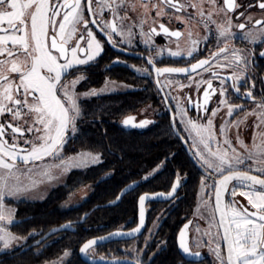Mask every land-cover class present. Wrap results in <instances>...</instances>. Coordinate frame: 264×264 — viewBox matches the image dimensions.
<instances>
[{
  "label": "snow or ice",
  "instance_id": "snow-or-ice-1",
  "mask_svg": "<svg viewBox=\"0 0 264 264\" xmlns=\"http://www.w3.org/2000/svg\"><path fill=\"white\" fill-rule=\"evenodd\" d=\"M205 4H208L210 9H205ZM137 5L140 8V15L137 17L139 24L133 23L125 33L123 23L130 19L129 11H137ZM240 7L242 5L236 3V0H224L222 6L218 4V0H0V242L3 243L4 249L18 240L26 239L17 237L9 231L7 225L13 223L14 211L7 209L3 201L6 189L7 194H13L26 191L27 188L22 189L18 185L9 188L8 181L13 178L19 181L17 174L21 173L19 167L21 163L25 166L30 163L34 165L36 161L43 160L45 157L58 156L66 142L69 129L73 133L76 131L75 121L80 115V107L77 103L79 95L74 89L86 77L79 76L66 84L62 82V76L78 65L89 64L103 51L101 42L89 24L95 25L113 46H115L113 34L130 38L133 35V27L138 26L141 29V35L145 37L146 44L151 42L153 35H159L162 32L166 36L176 38L177 50H169V55L180 56L186 51L188 56H192L197 50L198 41L192 39L191 31L187 33L191 47L184 50L179 44L184 34L179 30L170 31L164 23H159L160 32L156 27H150L148 32L143 31L149 19L156 24L159 18L164 16H168L169 21L175 16L177 20L187 25L194 19L193 13L188 12V9H192L206 28L209 22L215 23L212 20L214 14L222 12L225 15V22L216 25L218 39L222 38L225 41L224 46L218 47V51L211 53L210 58L201 59L191 64L189 68H155V72L159 77L165 73L189 74L199 69L209 71L210 79L195 82L197 91L201 85H207L203 91V104H196L198 109L203 107L205 111L211 97L218 91L213 87V80L220 79L219 94L225 98L221 99L217 108L212 110L207 123L198 124L188 121L199 137L204 152H207V155L204 152L196 153L202 165L220 174V178L211 186L215 202L207 217L208 228L203 234L210 237L209 246L215 243L212 251L218 264H264V130L254 133L251 146L246 145L237 133L236 142L246 150V156L236 151L228 136L230 128L238 129L249 115L257 117L258 123L255 127L261 129L264 125V97L256 103L259 111L253 109L252 112L246 113L244 119L234 122L226 120L220 126L222 144L227 145V148L223 147L217 139L213 122L221 105L227 108L228 116H232L237 109L242 108L241 105L229 103L226 98L227 89L223 85L230 79L233 81L232 89L239 93L241 81L246 84L244 71L233 72L230 77L224 78H220L219 72L215 71V68H228L234 65H243L244 70L247 69L249 61L247 57L241 55V50L233 48L230 53L231 59H229L227 47V41L234 36L231 31L233 24L230 13ZM251 7L264 10V0H257L255 5H247V8ZM85 9L89 16L93 17L92 19L85 17ZM106 9L111 15V20L104 18L103 13ZM153 11L156 13L155 17L151 15ZM121 12L124 14L121 15ZM180 13L185 15H177ZM244 15V12H240L237 19ZM246 19L251 22L253 18L249 15ZM255 23L264 25V20H257ZM236 27L243 30L245 24L241 23ZM243 39L253 44L261 42L264 40V27L257 33H244ZM54 51L57 54H53ZM163 52L164 49H159L157 55H162ZM81 54L84 58H81ZM221 55L224 57L223 63L218 60ZM260 55L264 56V52ZM213 61H217L215 65L212 64ZM148 63L154 64V58H148ZM189 79L194 78L189 76ZM191 86V83L180 85L181 88ZM253 87H255L254 84ZM107 88L106 82L105 89ZM105 89H101L100 92ZM61 92L62 97L58 95ZM98 94L99 92L93 89L82 95ZM244 96L256 101L251 90L244 93ZM6 115L10 119L4 120ZM134 119V117H127L123 120V124L145 127L150 123L144 120L136 124ZM26 133L30 134V138L26 136ZM21 140L23 146L20 143ZM211 142L216 143L215 150ZM76 160L77 158H69V161H63L64 170L67 171L70 167L87 166L88 163H99L100 157L98 154L81 153L78 162H74ZM246 160L252 161V164L246 165V168L242 170L239 166L245 165ZM55 167H61V165H55ZM28 171L31 172L32 169L29 168ZM43 175H49L47 169ZM179 183L178 176L169 195L175 193ZM201 185L203 189V180ZM237 195L244 197L248 206L240 204L236 200ZM225 196L231 199L226 200ZM153 198L155 197L148 194L139 197L140 226L133 232L141 230L145 219V202ZM202 205L207 209L210 201H202ZM249 206L252 210H249ZM197 213L200 214L199 208ZM200 215L202 219L205 218L203 214ZM188 228L189 224H185L179 233V247L185 254L198 257L201 255L200 252L190 251L187 241ZM213 228L217 229L215 237H219L226 244V255L219 241L213 236ZM197 231L199 232L200 229L197 228ZM132 234L116 232L111 235ZM102 239H108V237ZM96 245L98 240H89L83 244L80 252L87 255L88 250ZM68 255V252L64 253L65 257ZM62 259L53 264H62Z\"/></svg>",
  "mask_w": 264,
  "mask_h": 264
},
{
  "label": "flooded vegetation",
  "instance_id": "flooded-vegetation-1",
  "mask_svg": "<svg viewBox=\"0 0 264 264\" xmlns=\"http://www.w3.org/2000/svg\"><path fill=\"white\" fill-rule=\"evenodd\" d=\"M224 0H218L219 5H223ZM236 3L242 5L234 12L230 13L232 18L233 27L231 29L234 36L227 41V47L229 49V59H231V50L233 48L241 50V55L248 58L247 69L244 70L243 65L232 66L228 68H215V71L219 72L220 78L230 77L233 72L240 73L244 71L246 84L241 81L240 92L236 93L231 84L232 80H226L223 87L227 89L226 98L229 103L233 105H241L242 108L237 109L232 116L227 115V108L220 106V110L213 118L214 131L217 133V139L221 142V145L227 148V145H223V137L220 135V126L227 120L234 122L244 119L246 113L252 112L253 109L259 111L256 108V103L264 97V56L260 53L264 52V40L255 44L243 39V35L246 32L257 33L264 25H257L255 21L264 20V10L258 7L247 8L248 4L255 5L257 0H236ZM95 7V4L93 5ZM205 9H210L208 4H205ZM189 13H193L194 19L189 21L187 25L172 17L169 21L168 16L159 18L158 23L153 24L149 19L144 25L143 31L148 32L150 27H156L160 32L159 23H164L170 31L179 30L184 35L180 39L179 44L182 50L191 47V41L188 38L187 33L191 31L192 39L197 40V50L193 52L192 56H188L186 51L180 56H171L168 51H176L177 43L175 37H169L160 32L159 35H153L151 42L146 44L144 42L145 37L141 35V29L137 27L132 28L133 35L130 38L121 37L113 34V40L115 46L108 42L107 37L101 33L95 25L89 24V27L96 34L97 39L101 42L103 51L92 62L86 65H78L75 68L69 69L67 73L62 76L63 83H70L72 80L77 79L79 76L86 77L80 83L75 86L74 91L79 95L77 103L80 107V115L76 118L75 127L76 134L80 129V120L87 116L88 119L95 121L96 119H109L110 113L106 110V106H101V100L106 99L108 96L117 94H126L129 92H136L135 97L131 99L130 107L120 119V124L127 130H146L157 125L158 123H169V135L172 141L170 147V160L168 171L167 188L161 190L143 191L139 197L145 193L155 192H170L173 184L176 182L178 176L180 183L176 188L174 197L167 201H150L147 203V224L144 232L133 239L121 240L131 241V244L125 246V256L119 257L130 261V264H149L153 261V257L158 255L164 246H176L178 250V263L177 264H218L215 255L212 256L208 253V240L209 236L204 235V231L208 228L207 217L209 216L212 206H214L215 198L213 195V188L211 187L215 180L220 178V174L211 172L206 166L202 165V161L197 157L196 153L200 152L197 146L191 143V126L188 121L191 120L194 123L206 124L209 117H211L212 110L217 108L219 101L225 97H221L219 89L221 87L220 79L213 80V87L218 91L211 97V100L206 105L207 111L203 107L197 108L196 104H203V91L207 87L206 84L201 85L199 91L196 89L195 82L201 80H208L211 78L209 71L203 69L197 70V72L185 73H165L162 76H157L155 68H189L191 64L197 63L201 59H208L211 53L218 51V47H223L225 41L222 38L218 39V33L216 30L217 24L225 22L226 17L221 12L214 14L212 20L215 23L209 22L208 27L200 21L198 16L192 9H188ZM240 12H244V16H239ZM121 15L124 13L121 12ZM106 20H111V15L106 9L103 13ZM130 19L125 20L123 23V30L127 33L128 28L133 23L139 24L138 16L140 15V8L137 5L136 12H128ZM155 17L156 13H151ZM177 15H185L183 13ZM251 15L252 21L249 22L246 17ZM85 17L92 19L85 9ZM98 18V17H97ZM59 17L57 20L59 21ZM245 24L243 30L236 27L238 24ZM51 34V33H50ZM75 41H72L74 45ZM83 43V42H82ZM50 44V40H49ZM164 49L162 55H157V50ZM55 53V51L53 52ZM154 58V64L148 63V58ZM81 58L84 55L81 54ZM219 62H224V57L221 55L218 57ZM119 61V62H116ZM63 62V60H61ZM217 61H213L215 65ZM145 69L147 71H145ZM129 74L134 76V81L127 79L112 78V74ZM104 75V78L100 76ZM191 76L192 80L189 79ZM123 82L129 85L126 90L119 91L114 87H108L103 93L98 95L85 96L83 93L90 92L93 89H99L105 87L106 81ZM191 83V87H183L180 85H188ZM253 84L255 87H253ZM248 90H251L253 96L256 97V101L248 99L244 96ZM58 95L63 96L62 92ZM133 100V101H132ZM99 104V105H97ZM127 117H134V123L139 124L141 121H150L145 127H132L125 126L123 120ZM4 120L10 119L7 115ZM258 123L257 117L253 115L247 116L246 121L240 125L237 129L235 127L230 128L228 136L232 141V146L241 155H247L244 148L236 142L237 133L241 139H243L246 145H252V137L254 133L264 130V125L261 129H257L255 125ZM74 134H67V140ZM26 136L30 138V134L26 133ZM66 140V141H67ZM9 142L11 139L9 137ZM23 146V141L21 140ZM66 143V142H65ZM212 144V143H211ZM202 145V144H201ZM203 146V145H202ZM217 145L212 144L213 150ZM229 151H231L229 149ZM207 152L205 153V155ZM51 157L43 160L48 161ZM40 160V161H43ZM249 163V161H245ZM33 165V164H29ZM162 165H159L149 175L154 176L162 171ZM242 170L246 168V165L239 166ZM257 174V173H253ZM148 175V176H149ZM204 181V187L202 189L201 181ZM47 197V196H46ZM45 197V198H46ZM139 197L137 202V221L133 226H126L123 230H130L134 228L139 221ZM231 199L226 196V200ZM236 200L245 206L247 200L237 195ZM202 201H210V206L206 209L202 205ZM200 209V214H203L204 219L197 213V209ZM249 210H252L249 206ZM151 217V221L149 220ZM171 218L169 222V230L174 236V243L167 244L158 237V231L162 228L163 222L166 218ZM217 221L219 215L216 216ZM185 224H189L187 230V241L191 252H200V256L188 255L183 252L179 247V233L183 229ZM197 228L200 231H197ZM217 229L213 228L212 233L215 237ZM222 233V229L220 230ZM219 241L221 247L225 250L226 244L219 237H215ZM198 242L200 246L198 247ZM98 246V245H97ZM150 246H154L151 247ZM211 246H215L213 243ZM96 247V246H94ZM93 247V248H94ZM91 249V248H90ZM89 249V250H90ZM94 257L107 258L103 256H97L90 254ZM111 258V257H110ZM118 258V257H114Z\"/></svg>",
  "mask_w": 264,
  "mask_h": 264
},
{
  "label": "trees",
  "instance_id": "trees-1",
  "mask_svg": "<svg viewBox=\"0 0 264 264\" xmlns=\"http://www.w3.org/2000/svg\"><path fill=\"white\" fill-rule=\"evenodd\" d=\"M100 77L104 78V75ZM114 77L134 81V76L129 74H112ZM135 93L112 95L101 100V106H106L110 118L92 121L84 116L80 120L79 131L64 145L66 156L82 150L102 153L104 160L99 166L73 171L66 184L54 189L42 200L8 201L16 207L17 220L11 229L19 236L28 237V242L0 254V264H43L66 251H69V255L63 264H91L82 259L81 246L93 237L133 226L137 221L139 195L143 191L167 188L172 145L169 123H158L143 131L127 130L120 124L123 114L131 109V99ZM159 165L163 166L162 171L154 176L149 175ZM87 184L92 187L90 196L78 205L68 206L71 194ZM129 185L134 188L124 195L120 203L105 206L115 201ZM97 205L101 207L94 209ZM170 219L167 217L158 231V237L167 244L174 243V236L168 227ZM65 223H69L71 228L31 246ZM131 243L113 241L101 244L91 248L89 254L107 258L124 257L125 245ZM176 255V246H164L149 264H177Z\"/></svg>",
  "mask_w": 264,
  "mask_h": 264
},
{
  "label": "rangeland",
  "instance_id": "rangeland-1",
  "mask_svg": "<svg viewBox=\"0 0 264 264\" xmlns=\"http://www.w3.org/2000/svg\"><path fill=\"white\" fill-rule=\"evenodd\" d=\"M106 82L108 83V87L112 86L119 91L126 90V88L129 87V85H127L126 83H123V82H117V81H111V80H107ZM101 89H105V87L103 86L102 88H99L96 90L99 93L109 91V90L105 91L106 90L105 89L104 91L100 92ZM190 130L192 132L191 133L192 137L190 138L191 143H193L194 146H197L200 152H204L203 146L200 144L199 137L196 135V132L192 128ZM74 133L71 131V129H69L67 134L69 135V134H74ZM68 135H66V140L68 138ZM216 136H217V133H216ZM211 143L216 145L215 142H211ZM64 145H65V143H64ZM64 145H63V148H64ZM63 148H62V150L58 156H54V157L49 156L51 158L48 161H46V160L36 161L34 165H27V166H25L24 164L21 163L19 165V167L21 169V173L17 174L19 176V181H17L15 178L10 179L8 181L9 188H11L13 185H18L22 189L27 188L26 191H18V192H14L13 194H7L8 190L7 189L5 190L6 194H5L3 203L7 209H11L14 211L13 223L16 222V220H17V218H16V207L14 205L10 204L8 202L9 200H16V201L22 200V199L42 200L46 196H48L51 191H53L54 189L60 188L61 186L66 184L67 180L70 177V174L73 171L84 170V169L92 168L94 166H99L104 160L102 153L91 152L89 150H82V151H79L75 154L66 156V155H64ZM81 153H92L93 155L98 154L100 157V162L99 163H88L87 166L70 167L67 171H65L62 162L63 161H69V158H77V160L74 162H78V159H79V156ZM205 153L206 152H204V154ZM49 157H45V158H49ZM248 164H252V161H249V163H245V165H248ZM55 165H61V167H55ZM253 167H255V165H253ZM29 168L32 169L31 172L28 171ZM46 169L49 172V175H47V176L43 175V172ZM209 170L215 174H219L214 169H209ZM33 182H35V183H33ZM91 192H92V187L90 184L84 185L83 187L77 189L75 192H73L71 194L70 199L68 201V206L72 207V206L80 204L88 196H90ZM12 224L7 225L9 231H11L17 237L26 238V239H22V240H18L16 242H14L7 249H4L3 243L0 242V254L10 252L14 249L20 248L28 242V237L19 236L12 231V229H11ZM213 248H215V246H208V253L211 256L214 254L212 251ZM66 252L69 253V251H66ZM67 257H65L64 253H63L58 258H56L50 262H45L43 264H53V262L61 261V258H63L62 259V264H63L64 260Z\"/></svg>",
  "mask_w": 264,
  "mask_h": 264
},
{
  "label": "water",
  "instance_id": "water-1",
  "mask_svg": "<svg viewBox=\"0 0 264 264\" xmlns=\"http://www.w3.org/2000/svg\"><path fill=\"white\" fill-rule=\"evenodd\" d=\"M133 188H134V186H132V185L127 186L119 194V196H118V197H120L119 199L116 198L115 201L107 203V204H105V206L116 205V204L120 203L122 198L124 197V195H126L128 192H130ZM177 188H178V186H177ZM170 192L160 191V192H155V193H145V194H148L149 196H154L155 198L148 199L145 202V205H144L145 219H144V224L141 227V230L139 232H133V230L140 226V220L138 221V224L134 228H132L130 230L117 229V230L109 232V233H107L105 235L93 237V238H91L89 240H93V239L98 240V245H101V244H106V243L113 242V241L129 240V239H133V238H136V237L140 236L144 232L146 224H147V207H146L147 203L150 202V201H167V200H170L172 197H174L176 191L172 195H169ZM122 193H123V195H121ZM145 194H143V195H145ZM159 194H163V195H159ZM225 199H226V196H225ZM99 207H101V206L97 205V206H95L94 209L99 208ZM65 226H67V227H65ZM70 228L71 227H70L69 223H65V224H63V225H61V226H59L57 228H54L50 232H48L45 236H43L42 238H40L39 240L34 242L31 246L40 244L41 242H43L45 239H47L52 234H55V233H57L59 231L68 230ZM116 232L133 233V234L132 235H111V234L116 233ZM104 237H108V239H102ZM89 240H87V241H89ZM31 246H29V247H31ZM225 248H226V246H225ZM80 254H81V257H82L83 260H85L86 262H89L91 264H113V261H115V264H130L131 263L130 261H128L126 259H123V258H100V257H94V256H91L89 254V250H88V254L87 255H85L84 253H81V252H80Z\"/></svg>",
  "mask_w": 264,
  "mask_h": 264
}]
</instances>
